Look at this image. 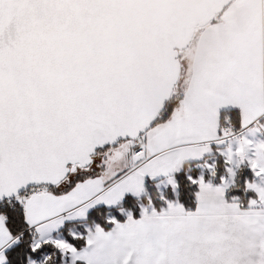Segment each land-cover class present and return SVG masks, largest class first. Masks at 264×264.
Returning <instances> with one entry per match:
<instances>
[{"label":"snow or ice","instance_id":"1","mask_svg":"<svg viewBox=\"0 0 264 264\" xmlns=\"http://www.w3.org/2000/svg\"><path fill=\"white\" fill-rule=\"evenodd\" d=\"M203 2L0 0V264H264V0L192 20L251 36L248 91L180 51L149 89L123 43Z\"/></svg>","mask_w":264,"mask_h":264},{"label":"water","instance_id":"2","mask_svg":"<svg viewBox=\"0 0 264 264\" xmlns=\"http://www.w3.org/2000/svg\"><path fill=\"white\" fill-rule=\"evenodd\" d=\"M223 2L224 0H204L197 7L180 12L172 11L163 17L149 8L121 14L118 18L121 24H126L132 16L139 18L135 30L123 35L124 45L136 58L134 74L143 79L149 89L171 88V85H165L162 72L171 63L174 52L187 49L197 30L203 27L192 20L201 9L214 14ZM99 12L108 19H112L114 15L108 9L102 8ZM141 99L143 107L151 111L154 106L151 90L145 91Z\"/></svg>","mask_w":264,"mask_h":264},{"label":"crops","instance_id":"3","mask_svg":"<svg viewBox=\"0 0 264 264\" xmlns=\"http://www.w3.org/2000/svg\"><path fill=\"white\" fill-rule=\"evenodd\" d=\"M202 42L197 50L192 49L186 56L192 62L198 58H206L212 63H218L222 60L239 61L246 59L241 69L240 82L245 91L250 89V74L254 69L255 42L248 35L231 34L214 38L210 30H206L201 37ZM197 55V56H196ZM197 58V59H196ZM216 90H213L215 92ZM225 95L224 93H220ZM227 102V100H225Z\"/></svg>","mask_w":264,"mask_h":264},{"label":"rangeland","instance_id":"4","mask_svg":"<svg viewBox=\"0 0 264 264\" xmlns=\"http://www.w3.org/2000/svg\"><path fill=\"white\" fill-rule=\"evenodd\" d=\"M200 30H201V28H199L198 31L196 32L195 38H194L193 42L191 43V46H189V48L185 51V54L189 53L192 49L197 50V48L200 47L201 42H202L201 37H202V35H204V33H201Z\"/></svg>","mask_w":264,"mask_h":264},{"label":"trees","instance_id":"5","mask_svg":"<svg viewBox=\"0 0 264 264\" xmlns=\"http://www.w3.org/2000/svg\"><path fill=\"white\" fill-rule=\"evenodd\" d=\"M191 46V45H190ZM189 48V47H188ZM187 48V49H188ZM187 49H185L184 51H183V53H184V55L186 56L187 54H185V51L187 50ZM177 99H179V95L176 97ZM230 117H231V113L230 112H225V114H224V119H225V121H228L229 119H230ZM249 175H251V173L249 172ZM249 195H253L252 193H249ZM188 203V206H190V207H193L194 206V198H193V200L192 201H188L187 202Z\"/></svg>","mask_w":264,"mask_h":264}]
</instances>
